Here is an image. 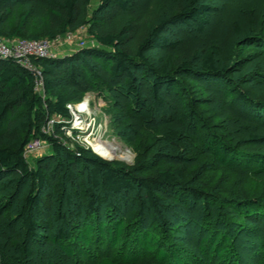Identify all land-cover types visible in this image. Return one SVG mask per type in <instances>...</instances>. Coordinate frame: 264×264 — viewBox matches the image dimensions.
<instances>
[{"label":"trees","instance_id":"trees-1","mask_svg":"<svg viewBox=\"0 0 264 264\" xmlns=\"http://www.w3.org/2000/svg\"><path fill=\"white\" fill-rule=\"evenodd\" d=\"M185 1L179 0L169 14L171 0H99L92 12L93 0H0V37L5 40L53 41L86 27L96 43L67 55L34 59L43 74L44 96L35 91L30 72L0 59V264H4V253H10L14 264H31V244L45 241L71 259L87 258L85 249L101 242V256L92 264H209L214 257L231 264L234 256L241 262L234 240L235 250H229V238L223 232L227 227L217 222L206 225L208 234L199 242L204 259L172 244L171 227L159 232L161 238L147 229L146 211L157 215L156 222L166 224V210L194 218L195 206L201 202L210 215L223 205L229 218L254 225L252 232L264 253V200L247 204L248 200L232 192L203 187L197 170L200 157L209 151L222 164L248 167L264 179V135L238 140L233 150L217 138L205 144L194 133L197 115L183 83H195L211 106L222 109L224 119L259 122L264 127V102L259 106L250 90L234 83L230 68L233 40L240 38L243 45L255 48L264 61V36L244 35L235 22L222 40L218 29L207 30L214 9L202 0H190L188 5ZM242 10L246 18H253L246 8ZM260 18H255L258 24ZM34 25L43 34H32ZM95 89L104 90L127 120L115 128L131 144L154 131L161 118L172 121L173 126L162 132L165 150L155 155L164 161V169L139 176L151 171L148 160L128 169L91 150L72 149L61 141L64 123L46 133L51 120L71 119L68 104L82 102ZM22 110L24 120H18ZM37 139L47 142L52 151L32 167L25 153ZM28 183L29 189L21 195ZM10 185L14 188L9 189ZM131 193L141 201L140 226L134 233L133 225L119 220ZM20 195L17 220H6ZM64 201L77 213L73 218L56 209ZM102 209L112 215L110 222L100 220ZM80 214L87 217L86 223L80 222ZM19 221L24 237L18 236L15 244L9 233H15ZM75 222V230L66 229ZM57 223L61 227L52 234ZM39 231L51 234L45 239ZM120 242L124 251L116 256L111 249Z\"/></svg>","mask_w":264,"mask_h":264},{"label":"rangeland","instance_id":"rangeland-1","mask_svg":"<svg viewBox=\"0 0 264 264\" xmlns=\"http://www.w3.org/2000/svg\"><path fill=\"white\" fill-rule=\"evenodd\" d=\"M178 1L179 0H171L169 14L174 13V7ZM185 3L186 5L190 4V0H186ZM201 3L209 5L214 9L211 13L210 24L207 30L210 32L218 29V34L222 40L225 39L228 28L235 22L241 25L244 35L264 36V0H202ZM98 5L99 0H93L90 11H94ZM243 8L248 10L250 17H253L252 19H248V16L246 18V14L242 10ZM258 16L262 17L259 20V24L255 19ZM31 33L34 35L43 34L42 30L35 25L32 27ZM25 38H28V36ZM239 39L233 40L230 46L233 55L230 64V68L233 72L232 79L240 88L250 90L253 95L256 96L257 100H259L258 105L261 106V103L264 102V61L261 60V54H259L255 48L243 45L242 41H240L241 39ZM52 42L54 45L53 57L67 55L80 48L96 46L94 39L89 35L86 27L75 33L59 36ZM152 56L155 57V55ZM166 61L173 66L169 59ZM183 83H185L186 86L188 100L192 102L193 109L197 115V121L193 124L194 133L196 136H199L202 139L201 141H204L205 144L209 138H217L225 142V144L233 150L237 147L238 140H247L251 138V136L264 135V127L261 123L254 122L248 124L231 119L230 117L224 119L221 115L222 109L211 106L206 100V96L195 83H189L187 81ZM90 94L92 95V99L90 98V115L95 119L94 128H92L93 132L90 131L89 133L82 134L77 131L74 132L75 134L73 136H68V133H66L61 136V141L64 144H69V147L72 149L80 147L94 152L93 148L86 141L89 137V139H91L90 141L93 143V147L95 143H104L113 146L116 148L115 152L118 156L116 159L103 156L100 157L109 162H118L128 169H136L141 161L148 160L151 171L139 174V176H150L155 170H162L166 167L164 161L159 160L155 155L165 150L164 147L166 145L162 138V132L165 127L173 126L172 121L167 118H161L154 131L146 133L141 138H137L135 142L131 144L121 139L117 134L115 127L126 124L127 120L122 118V113L112 106L108 94L102 89H95ZM100 100L103 101L102 105L99 104ZM22 112L23 110L16 116L18 120H24L21 114ZM100 125L103 127L98 131ZM79 135L81 139H79ZM51 151L50 145L43 141L41 149L28 155L27 159L29 164L34 167L38 158L48 155ZM199 160L200 166L196 169L199 170V184L203 187L232 192L236 196L248 200L247 204L255 203L258 198L264 200V179H258L254 175L253 170L250 171L248 167L233 168L226 166L219 162L216 156L209 151H206L205 155L200 157ZM29 186L30 183L25 186L21 195L29 189ZM11 188L14 187L10 185L9 189ZM70 188L72 187L70 186ZM21 195L18 196L15 203L7 211L6 220H17ZM140 203L139 197L135 193H131L128 200L124 203L123 213L119 216V220L125 219L128 225H133L131 230L133 233L138 230L140 226V218L138 216ZM66 204V201H64V203L58 202L56 209H61L64 215L73 218L77 213L74 212L75 210L72 211V208L70 209ZM202 206V202L199 203L198 206H195L197 215L194 218L188 214L178 213L177 211L173 213L172 211L166 210L164 213L166 224L156 222L157 215L152 211H146L144 219H146L149 225L147 229L154 232V234L159 237V232L162 229L171 227L174 230H170L168 233L171 237L170 242L176 247L183 248L187 255L196 256L195 258L200 259L202 257L200 256L199 242L201 238L208 234L206 225L217 222L222 224L223 227H227L223 232L225 237L229 238L227 241L229 250H235L234 247L231 246L233 243L231 240L235 241V246L240 250L241 262H238V259L234 256V259L230 262L231 264H264V253H262L260 249V240L257 238V235L252 232L254 225L248 224L245 220L237 223L232 218H229V215L225 213L226 210L223 205L217 206L218 210L214 213L215 216L210 215ZM111 216L112 215L108 213L106 209H102L100 220L110 222ZM78 217H82L80 222L86 223V216L84 217L80 214ZM190 221L191 223H189ZM164 225L166 227H163ZM72 226V229H66L75 230L76 222L73 223ZM60 227V224L57 223L55 231L51 233L55 234ZM228 227H230V229ZM15 230V233L10 232L9 234L16 244L18 236H20V240L24 237V229L20 221ZM51 233L39 231V234L45 239H47ZM98 245L94 244L88 249H85L88 253L87 258L81 259L80 256L77 255L74 259H71L66 256L61 248L52 246L47 241L43 244L32 243L31 248L34 250V255L31 264H92L93 260L101 256L100 246H102V243L100 242ZM73 248L79 249L76 245H73ZM106 248H108V246H106ZM111 250L115 252L116 256L122 254L124 251L122 242ZM147 256L151 257V255ZM2 262L4 264H14V262L11 261L10 253H4L2 255ZM201 263L204 264L203 261ZM209 264H227V262L223 259H215L214 257Z\"/></svg>","mask_w":264,"mask_h":264},{"label":"built area","instance_id":"built-area-1","mask_svg":"<svg viewBox=\"0 0 264 264\" xmlns=\"http://www.w3.org/2000/svg\"><path fill=\"white\" fill-rule=\"evenodd\" d=\"M53 48V42L49 40H16L10 42L0 37V59L14 61L20 67L30 72L34 76L35 91L41 96H44L43 74L34 63V59H48L53 57ZM90 95V93L86 95L84 100L80 103L68 104L67 109L69 110L71 119L68 121L59 119L51 120L46 128V133L51 134L57 123L65 124L64 133H68V136H73L75 134L74 132L77 131L82 134L89 133L90 131L93 132L92 128H94L95 119L90 115V98L92 99V95ZM99 104L102 105L103 101L100 100ZM102 127L103 126L100 125L98 131H100ZM79 139H81V136ZM90 140L91 139L88 137L86 141L93 148L94 152H96ZM42 146L43 141L39 139L34 140L26 148V157L28 158V155L38 151ZM96 154L101 156L98 152H96Z\"/></svg>","mask_w":264,"mask_h":264},{"label":"bare ground","instance_id":"bare-ground-1","mask_svg":"<svg viewBox=\"0 0 264 264\" xmlns=\"http://www.w3.org/2000/svg\"><path fill=\"white\" fill-rule=\"evenodd\" d=\"M94 148L96 149V152L103 157H108L110 159H116L118 157L115 152L116 148L113 146L104 143H95Z\"/></svg>","mask_w":264,"mask_h":264},{"label":"water","instance_id":"water-1","mask_svg":"<svg viewBox=\"0 0 264 264\" xmlns=\"http://www.w3.org/2000/svg\"><path fill=\"white\" fill-rule=\"evenodd\" d=\"M113 161V160H112Z\"/></svg>","mask_w":264,"mask_h":264}]
</instances>
